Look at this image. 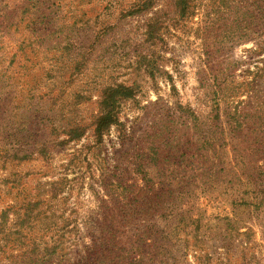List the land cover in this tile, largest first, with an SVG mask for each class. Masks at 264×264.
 <instances>
[{
    "label": "rangeland",
    "instance_id": "374dc122",
    "mask_svg": "<svg viewBox=\"0 0 264 264\" xmlns=\"http://www.w3.org/2000/svg\"><path fill=\"white\" fill-rule=\"evenodd\" d=\"M140 1L0 0V264L33 241L77 261L110 226L125 249L155 226V264H264V0L182 22ZM116 83L133 96L98 143Z\"/></svg>",
    "mask_w": 264,
    "mask_h": 264
},
{
    "label": "trees",
    "instance_id": "16d2710c",
    "mask_svg": "<svg viewBox=\"0 0 264 264\" xmlns=\"http://www.w3.org/2000/svg\"><path fill=\"white\" fill-rule=\"evenodd\" d=\"M153 1L154 0H141L138 5L132 7L137 6L136 12H144L153 5ZM213 2L214 0L212 3ZM217 2H220V5L223 4V0H217ZM237 2L245 4L243 3L244 0H237ZM172 4L177 22L188 20L198 7L197 0H172ZM243 8L244 10H241V15L245 17L249 15V13L246 11L245 6H243L242 9ZM239 26L240 24L238 23L236 30H239ZM161 29L164 28L162 27V22H160L157 17L148 19L144 23L143 28V34L146 35L145 41L150 42L151 45L152 43L156 44L157 41L161 40ZM132 96L133 88L121 83L109 85L102 89L97 103V113L92 121V135H94L96 142H101L104 133L108 131L111 125L120 124L117 118V107L119 106L120 100L131 98ZM68 131L69 133L73 132L75 135L79 136L83 132V127L76 125L74 128H69ZM107 217L109 216L107 215ZM109 218H111V216ZM111 219H109L110 222ZM165 225L169 224L166 223ZM174 227L175 225L172 226V230ZM99 229L100 241L98 244L94 242V246L90 248V252H87L84 257H80L77 261L70 260L71 262H68L66 253L61 255L60 259H52V254H54L56 246L40 247L39 244L33 241L27 249L23 251L18 249L19 253L13 256L14 262L12 261V263L8 264H155V254L158 253V250L161 255L167 256L169 253L165 248L160 250L161 246L155 248V240L158 238L157 231H154L155 226L154 228H146L145 232H143V236L137 239V241H135L136 243H131L132 246L128 249L119 245V235L121 232L117 228L112 229L110 226ZM15 233L19 234L18 231H15ZM194 238L195 236H191L193 245L196 244ZM192 258L195 264H204L200 262L201 256L193 255Z\"/></svg>",
    "mask_w": 264,
    "mask_h": 264
}]
</instances>
